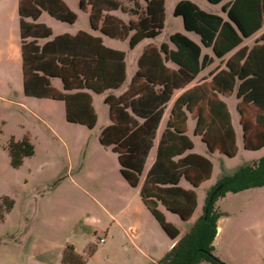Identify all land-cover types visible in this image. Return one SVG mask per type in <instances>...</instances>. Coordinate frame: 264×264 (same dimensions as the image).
Here are the masks:
<instances>
[{"label": "trees", "instance_id": "16d2710c", "mask_svg": "<svg viewBox=\"0 0 264 264\" xmlns=\"http://www.w3.org/2000/svg\"><path fill=\"white\" fill-rule=\"evenodd\" d=\"M75 1L81 11L89 7V28L99 35L84 30L54 35L38 19L45 11L56 20L73 24L76 14L65 2L19 0L24 92L63 100L66 119L89 129L97 121L91 94L104 96L109 123L100 128L98 139L116 153L120 174L132 187L140 182L165 105L173 93L191 84L212 64L213 56L222 59L238 48L227 60L226 72L215 74L207 85L195 86L175 100L154 162L140 188L144 205L168 237L176 240L167 260L151 264H227L214 255L221 216L214 202L228 192L264 186V156L221 174L207 191L201 214L181 236L159 207L188 223L196 208L195 188L211 176V161L193 152L186 128L188 115L194 120L193 135L201 138L208 154L217 151L225 157L235 155V132L223 99L236 85L242 146L246 150L264 147V32L251 48L241 46L264 27V0H207L221 3L224 17L201 9L191 0H179L173 15L182 18L184 30L196 34L200 44L175 32L168 37L172 49L164 42L143 49L129 79L125 53L107 46L102 36L128 40L131 49L145 40L158 39L164 27V0H141V6L137 0H129L137 7L135 13L120 0ZM201 45L211 48L213 55L203 54ZM51 78L60 79L62 91L51 85ZM6 150L11 166L19 167L33 154L34 146L24 135L19 140L10 138ZM182 179L191 188L181 187ZM84 261L72 246L65 247L61 264Z\"/></svg>", "mask_w": 264, "mask_h": 264}, {"label": "rangeland", "instance_id": "374dc122", "mask_svg": "<svg viewBox=\"0 0 264 264\" xmlns=\"http://www.w3.org/2000/svg\"><path fill=\"white\" fill-rule=\"evenodd\" d=\"M63 1L76 14L73 24L56 20L45 11L39 17L40 22L54 35L74 34L79 29L91 32L87 20L89 7L87 11H81L75 0ZM176 1L164 0V27L159 40L172 46L169 35L181 32L199 42L196 34L184 30L182 18L173 15ZM191 1L203 10L224 16L221 3ZM18 2L0 0V264H55L49 240L63 238L68 229L72 233L75 229L73 235L88 244L81 253L85 264H138L137 251L129 238L131 233L119 234L114 241L105 233L109 224L127 227L134 223L133 218L138 216L136 208L143 205L139 188L128 186L122 178L116 153L99 142L100 128L108 119L107 108L100 96L91 94L97 121L95 127L89 129L66 119L63 100L25 94ZM137 2L139 6L143 4L141 0ZM131 5L128 10L135 13L137 7L134 3ZM260 36L256 40H247V44L252 46L260 42ZM102 39L106 45L123 51L128 65L135 62L139 50H132L128 40ZM203 51L212 54L211 48L203 47ZM224 61L225 58L219 60L220 63ZM211 69L202 71L208 74ZM201 75L193 82L201 81ZM50 83L62 91L59 78H51ZM203 83L207 85V82ZM233 100L234 96L230 102ZM234 114L236 153L233 157H225L217 151L208 154L201 138L193 135V122H188L187 134L194 144L193 152L207 157L212 163L207 186L214 184L221 174H229L238 166L264 156V147L257 150L243 148L236 110ZM24 135L29 137L34 152L25 157L19 167H13L6 145L10 138L19 140ZM155 148L150 159L154 157ZM149 165L147 162L144 174ZM180 186L191 188L184 179ZM207 190L204 185L195 188L197 205L188 223L160 206L165 220L183 234L201 214ZM214 206L221 213L218 225L223 229L215 241L214 255L227 264H264V186L228 192L218 197ZM141 221L156 222L160 233L167 236L154 216ZM101 238L105 242H101ZM105 245H110V249ZM121 246L127 249L123 250ZM167 253L161 255V260ZM140 264L151 263L143 258Z\"/></svg>", "mask_w": 264, "mask_h": 264}, {"label": "crops", "instance_id": "0c3cea01", "mask_svg": "<svg viewBox=\"0 0 264 264\" xmlns=\"http://www.w3.org/2000/svg\"><path fill=\"white\" fill-rule=\"evenodd\" d=\"M120 1H122V3L124 4V5H126V7H131L132 5H131V2L129 1V0H120ZM179 0H177L176 2H175V4L178 2ZM76 2V1H75ZM77 3V2H76ZM195 3V2H194ZM175 4H174V6H175ZM196 5H198L197 3H195ZM174 8V7H173ZM87 11V10H86ZM205 11H207V12H211V13H214L213 11H210V10H205ZM172 13H173V10H172ZM114 15H116V16H118V17H121L122 19H126L127 17H125L124 15H122V14H120L119 12H115L114 13ZM222 16V15H221ZM133 18H135V16H132ZM224 17V16H223ZM87 20H88V17H87ZM38 21L40 22V20L38 19ZM41 23V22H40ZM88 26H89V24H88ZM79 30H84V31H86L85 29H79ZM88 32V31H87ZM264 32V27L258 32V33H256L254 36H252L251 38H248V39H245L244 40V42H243V44L241 45V46H249L248 44H247V40H256L262 33ZM90 33H92L93 35H99V33L98 32H94V31H91ZM75 34V33H74ZM71 35H73V34H71ZM171 35V34H170ZM188 36V35H187ZM102 37H104V36H102ZM189 37V36H188ZM104 38H107V37H104ZM190 38V37H189ZM107 39H109V40H115V39H110V38H107ZM160 38H158V39H156V40H145L144 42H147L146 43V45H145V43L143 42V43H141V44H139L138 46H136V47H134L132 50H135V49H138L139 50V54H138V56L136 57V60H135V62H132L131 64H127V62H126V64H127V75H128V79L133 75V73L136 71V68H137V66H136V62H137V59L140 57V55H141V53H142V51H143V49L145 48V47H147V46H149V45H153V46H155V47H159L160 46V44H161V42H162V40H159ZM162 39V38H161ZM193 40V39H192ZM115 41H117V40H115ZM119 41V40H118ZM104 42V41H103ZM195 42H197V41H195ZM165 43L168 45V43L165 41ZM198 44H200V41L199 42H197ZM172 45V44H171ZM254 44H252V46H253ZM108 46V45H107ZM252 46H249V48H251ZM109 47H111V46H109ZM168 47L170 48V49H172L173 48V46H170V45H168ZM201 47H202V53L203 54H208V55H210V56H212V54L211 53H209V52H204L203 51V46L201 45ZM113 48V47H112ZM248 48V47H247ZM248 48V49H249ZM235 52V51H234ZM234 52H232V53H230L229 55H227L226 57H224L225 58V61L223 62V63H220L219 62V60H221V59H217V58H215L214 56H213V58H214V61L212 62V64L210 65V66H208V67H206L204 70L206 71V69H210L211 67H212V69L210 70V71H208V74L207 73H204V71H202L201 72V74H199V75H201L200 77H202L201 78V81L199 80V81H195V82H193V83H191L190 85H187L186 87H184V88H181V89H178V90H176L174 93H173V95H172V98H171V100L165 105V108H164V112H163V115H162V118H161V120H160V123H159V126H158V129H157V131H156V137H155V140H154V145H153V147H152V149H151V151L154 149V147L156 146V148H155V153H154V157H153V159H150L149 158V156H150V153H151V151H150V153H149V155H148V158H147V160H146V164H147V162L150 164L149 165V168L151 167V165L153 164V162H154V159H155V156H156V151H157V145H158V142H159V139H160V136H161V134H162V132H163V130H164V128H165V126H166V122H167V120H168V118H169V115H170V112H171V108L173 107V104H174V102H175V100L180 96V95H182L185 91H187V90H189V89H191V88H193V87H195V86H198V85H201V84H205V83H203V82H210L211 80H212V78H213V76L215 75V74H220V73H223V72H226V69H227V67H226V62H227V60L231 57V55L234 53ZM125 58H126V56H125ZM223 59V58H222ZM126 60V59H125ZM219 64H221V65H219ZM172 65H170V67H171ZM172 69H174V67H172ZM206 74V75H205ZM199 78V77H198ZM236 87H237V85H236ZM236 87L233 89V92H232V94L228 97V98H225V99H223L224 101H225V103H226V105H227V108H228V111H229V113H230V116H231V123H232V126H233V128H234V124H233V120H234V116H235V114H234V110H236V103H237V99H236V96H235V94H236ZM98 96H100V99L103 101L104 100V96H101V95H98ZM233 96L235 97V101L233 100V101H231L230 102V100L233 98ZM237 116H238V114H237ZM189 121H191V122H193V124H194V120L191 118V116H189L188 115V119H187V125H186V128H187V132H188V122ZM109 123V120L107 119V121H106V123L104 124V125H106V124H108ZM234 131H235V128H234ZM188 135V134H187ZM200 138V137H199ZM196 153V152H195ZM146 164H145V168H146ZM145 168H144V170H145ZM148 168V169H149ZM148 171V170H147ZM147 171L145 172V174L147 173ZM120 172V171H119ZM143 174H144V172H143ZM142 174V175H143ZM145 174H144V178H145ZM122 176V175H121ZM142 177V176H141ZM211 177V176H210ZM123 178V177H122ZM144 178L143 179H140L141 180V183L139 182V184H138V186H136V187H132V186H130L126 181H125V179H124V181L126 182V184L128 185V186H130V187H132V188H139L138 189V194H139V197H140V188H141V186H142V183H143V181H144ZM210 179V178H209ZM209 179L208 180H206V181H204L201 185H204V186H206L207 188H208V190H209V188L213 185V184H211V185H206L207 184V182L209 181ZM200 185V186H201ZM199 186V187H200ZM186 189V188H185ZM207 190V191H208ZM140 199H141V197H140ZM196 199H197V197H196ZM141 201H142V199H141ZM142 204L143 205H141L142 207H140L139 205L137 206V208H136V210H137V214H138V216L137 217H135V218H133V220H134V223H132V224H129L127 227L125 226V225H114V224H109L106 228H105V233L107 234V235H109L110 237H111V240H115L116 239V237L119 235V234H123V235H127L128 233H131L130 234V236H129V238L131 239V241L133 242V247H134V249L137 251V254L135 255V259H136V261L138 262V264H140L142 261H143V258H146L147 259V261H149L150 263H152V262H154V263H157L158 261H161V255L163 254V253H166V251H169L171 248H172V246L174 245V243H175V241L176 240H172L170 237H168V235L166 236V234H165V236L166 237H164V235H162L160 232L161 231H159V229L160 228H158V226L155 224V223H153V224H149V223H144V222H142L141 221V219L142 218H144V219H146V218H148V217H152L153 215L150 213V211L147 209V207L144 205V203H143V201H142ZM196 205H197V201H196ZM162 207V206H161ZM161 209H163V208H161ZM159 210H160V208H159ZM160 211H162V210H160ZM139 212H141V214L139 213ZM163 212V211H162ZM116 214H118V213H116ZM150 216H149V215ZM111 217H113V216H111ZM192 218V217H191ZM191 220V219H190ZM218 221H219V219H218ZM218 221H217V234H216V236H215V239H214V244H215V241H216V239L218 238V236L222 233V231H223V229H222V227H220L219 225H218ZM151 225H153V226H151ZM68 231L69 232H67V235L66 236H64L63 238H61V239H59V240H56V241H50L49 240V242H50V244H49V246L53 249V255H52V262H54L55 264H61V259H62V254H63V251H64V249H65V247L66 246H72L73 247V249H74V251L78 254V255H82L81 253L83 252V250L85 249V247L88 245L87 243H86V240H81L80 238H78V237H76V236H74L73 234L75 233L74 231H75V229H72V231H73V233L71 232V230L70 229H68ZM179 232H180V230H179ZM180 234V236L181 235H183V234H181V232L179 233ZM129 235V234H128ZM101 239H103V241H101V242H105V239L104 238H101ZM106 246V248H108V249H110V245H105ZM171 247V248H170ZM214 247H215V245H214ZM121 248L123 249V250H126L127 248H126V246H121ZM170 248V249H169ZM169 249V250H168ZM88 254V253H87ZM91 255V253L89 254V256ZM85 264V263H84Z\"/></svg>", "mask_w": 264, "mask_h": 264}, {"label": "water", "instance_id": "95a60500", "mask_svg": "<svg viewBox=\"0 0 264 264\" xmlns=\"http://www.w3.org/2000/svg\"><path fill=\"white\" fill-rule=\"evenodd\" d=\"M171 250H172V248L168 251V253L166 254V256L161 260L162 262H164L165 260L168 259L169 255L171 253Z\"/></svg>", "mask_w": 264, "mask_h": 264}, {"label": "built area", "instance_id": "2783aa9c", "mask_svg": "<svg viewBox=\"0 0 264 264\" xmlns=\"http://www.w3.org/2000/svg\"><path fill=\"white\" fill-rule=\"evenodd\" d=\"M100 241H103V239H100Z\"/></svg>", "mask_w": 264, "mask_h": 264}]
</instances>
